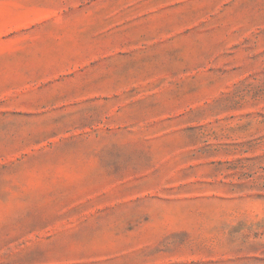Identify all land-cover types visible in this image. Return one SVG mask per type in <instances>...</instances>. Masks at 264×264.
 <instances>
[{"label": "rangeland", "instance_id": "rangeland-1", "mask_svg": "<svg viewBox=\"0 0 264 264\" xmlns=\"http://www.w3.org/2000/svg\"><path fill=\"white\" fill-rule=\"evenodd\" d=\"M0 264H264V0H0Z\"/></svg>", "mask_w": 264, "mask_h": 264}]
</instances>
